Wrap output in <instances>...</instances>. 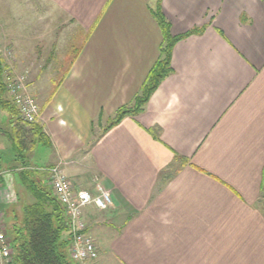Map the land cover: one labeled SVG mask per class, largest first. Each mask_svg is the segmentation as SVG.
Masks as SVG:
<instances>
[{"label":"crops","instance_id":"0c3cea01","mask_svg":"<svg viewBox=\"0 0 264 264\" xmlns=\"http://www.w3.org/2000/svg\"><path fill=\"white\" fill-rule=\"evenodd\" d=\"M28 3L59 23L60 47L63 31L84 36L69 61L52 52L39 67L33 35L0 34V50L28 79L39 70L27 88L50 142L43 167L61 165L78 190L99 177L113 196L109 210L84 211L98 249L90 264H264V0H162L172 36L204 32L175 44L172 73L143 111L106 133L159 58L156 0ZM43 167L33 177L50 189ZM23 171L0 169L8 236L34 202Z\"/></svg>","mask_w":264,"mask_h":264},{"label":"trees","instance_id":"16d2710c","mask_svg":"<svg viewBox=\"0 0 264 264\" xmlns=\"http://www.w3.org/2000/svg\"><path fill=\"white\" fill-rule=\"evenodd\" d=\"M162 0H156L155 8L151 14L162 33V45L159 58L148 73L138 95L132 103L116 111L108 120L103 132L118 126L127 117H135L143 111L151 95L158 89L171 73V53L176 43L194 35H201L204 28H195L183 35L172 36L170 25L161 10ZM5 62L0 59V116L6 114V121L10 124L9 139L12 142L16 157L24 168L23 177L33 195L34 202L23 208L21 226L15 227L12 236H8L13 255L7 264H77L69 257L71 233L64 208L55 197L34 180L33 174L27 169L25 153L34 144L49 145V140L41 127L37 124H26L19 118L17 109L9 100L3 74ZM16 119L17 122H14ZM101 119H98V122ZM32 136L33 142L27 145V137ZM177 158V157H176Z\"/></svg>","mask_w":264,"mask_h":264},{"label":"built area","instance_id":"2783aa9c","mask_svg":"<svg viewBox=\"0 0 264 264\" xmlns=\"http://www.w3.org/2000/svg\"><path fill=\"white\" fill-rule=\"evenodd\" d=\"M0 59L5 62L3 79L6 93L11 103L17 109L19 118L26 124H36L39 110L28 92V72L17 74L13 69L14 55L10 50L1 51ZM12 70V71H11ZM44 172L47 174L51 194L64 208L71 233L69 257L77 264L93 262L98 258V249L90 236L88 223L84 219V211L93 207L98 211L112 208L114 199L111 192L99 177L93 179V190L76 189L61 165L52 166ZM13 249L6 234L4 212L0 208V257L9 263Z\"/></svg>","mask_w":264,"mask_h":264},{"label":"rangeland","instance_id":"374dc122","mask_svg":"<svg viewBox=\"0 0 264 264\" xmlns=\"http://www.w3.org/2000/svg\"><path fill=\"white\" fill-rule=\"evenodd\" d=\"M28 1L30 0H0V16H3L6 19V21H3V24H0L1 27L3 28L0 32L1 37L3 34L5 35V34H10V33H13L14 35L16 34L22 35L24 37L26 36L31 37L32 35L36 37L32 39V43L34 44V53H35L33 58L36 62L37 67L43 64L42 58L46 60L48 57V59L50 60V56L48 54L52 52H56V60L59 59V56L65 57V55H67V58H68L67 61H69V59H71L75 55V52L80 48L81 43L84 40V36L82 32L80 30H75L68 37H67L68 35L67 31H63L62 33H60L64 37L65 40L67 39L65 43L62 44L60 47V41H59L60 37L57 38L55 34V29L59 23L57 22V26L56 24H54L55 22L49 23V25L46 26V24L43 23V21H41V16L45 15L43 14L44 8L42 9L38 8V11L36 13H31L29 6H28V4H30L31 2L28 3ZM31 1H35L38 3L41 0H31ZM16 16L20 17V20L12 22V19H14ZM54 18L58 19L56 16L53 17L52 19ZM21 20H22V23H20ZM8 21L11 22L9 25L10 29L8 27V23H7ZM21 39L26 40V38H21ZM56 39H57V46L55 47V49H53L54 47H52V45L55 44ZM2 40L3 39H1L0 41ZM44 43H47V45L43 46L42 44ZM1 51H5V50H1ZM41 52H42V55H41ZM60 72L61 71H59V73ZM16 73L20 74L23 72L19 71ZM38 74H39L38 68L34 69V71H31L29 79L27 78L28 81L30 82V79L31 78L33 79ZM13 121L17 122L16 119H13ZM107 122L108 121H106V124ZM0 129L2 130V131L0 130V169L7 170L10 167L15 166L16 164L20 166L21 162H19V159L16 157L17 153L14 151V148L11 144L12 142L9 139L11 127H10V124H8L6 121V114L0 116ZM32 140H33L32 136L27 137V145L29 144V142H33ZM48 152L49 150L46 149V147L41 146V144L39 143L34 144L32 148H28V151L24 155L26 157L25 161H27V165H29L28 171L30 172V174L34 172L35 168L43 167L48 164V162L46 161V156ZM43 187L46 188L48 191H51L44 184H43ZM4 225L6 227V234H7L9 233L7 218H4ZM94 229L95 228H93V230ZM106 259H107L106 262H104L105 260H103V262L101 263L109 264L108 263L109 258H106ZM101 260H102V257H99L98 262H100ZM9 262H11V260ZM90 263L91 262L86 263V264H90Z\"/></svg>","mask_w":264,"mask_h":264}]
</instances>
